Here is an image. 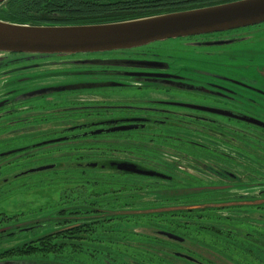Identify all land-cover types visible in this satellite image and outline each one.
<instances>
[{
	"label": "flooded vegetation",
	"instance_id": "1",
	"mask_svg": "<svg viewBox=\"0 0 264 264\" xmlns=\"http://www.w3.org/2000/svg\"><path fill=\"white\" fill-rule=\"evenodd\" d=\"M9 6V1L0 5V16L9 12ZM34 10L28 13V24L41 26H74L68 22L78 19L73 14L79 11L63 5ZM61 59H68L72 67L61 68L66 65ZM260 110L264 111V23L102 54L0 53V140L34 142L10 156L33 158L43 154L45 159L55 160L0 180V188L15 179L57 169L61 149L50 154L45 150L49 146L44 145L46 142L100 141L142 147L162 155L151 160L137 151L115 150L100 160L79 163L81 169L133 177L139 184L148 182L150 190L173 192L167 198L149 196L158 194H147L149 189L125 199H117V194L105 207L79 201L75 212L63 215L75 230L51 231L40 219L42 215L18 221L16 212L0 213V230H5L0 233V264H264V146L258 149L264 145V127L248 122L255 119L264 124ZM191 125H216L237 132L178 131L179 126ZM185 144L196 151L178 148ZM2 155L0 164H5L0 169L13 168V161L7 162L12 157ZM122 165L167 178L127 174L119 168ZM49 166L52 168L40 171ZM177 172L197 174L206 183L177 193ZM204 191L213 194H202ZM186 193L185 199H177ZM182 204L187 205L188 212H178L177 205ZM213 206L222 209L210 211ZM163 207L172 212L162 213ZM53 217L61 223V216ZM158 220L170 221L169 231L146 229V221ZM183 221L186 228L177 229V222ZM211 222H218L222 228L198 225ZM55 231L64 233L58 242L73 245L74 260L32 257L26 262L2 256ZM20 238L25 240L3 249L6 243Z\"/></svg>",
	"mask_w": 264,
	"mask_h": 264
},
{
	"label": "trees",
	"instance_id": "2",
	"mask_svg": "<svg viewBox=\"0 0 264 264\" xmlns=\"http://www.w3.org/2000/svg\"><path fill=\"white\" fill-rule=\"evenodd\" d=\"M195 1V2H193ZM233 0H129V1H117V2H100L93 0H10L9 1V12L2 14L1 19L3 21L14 22L19 24H28L30 18L28 16L29 11H33L38 8H54L61 5L65 6L66 9H79L74 16L78 17L76 20H70L68 23L74 26H86V25H100L119 22L128 19H135L139 17L152 16L161 13H173L179 11H185L189 7H206L216 4H223L231 2ZM191 3H197L193 6H190ZM36 14V10H34ZM36 25V24H32ZM178 131H190L195 133L207 134V133H236L237 131L222 128L221 126L216 125H191V126H179ZM48 148H52L54 144H48ZM56 145V144H55ZM264 145H259L258 149H262ZM170 147V146H169ZM126 149L130 151H137L140 154H143L151 160L156 159V155H162L161 152H154L149 149H144L142 147L135 148L133 146L109 143V142H96V141H61V165L57 166L58 168L50 171L55 175L56 181L58 183L64 184L66 187V192L63 194L61 201L66 200L63 204L59 202L55 204L54 209L49 213L53 216H61V223L58 224V221L54 218L53 220H48L45 224H48L47 227L51 231L61 228L75 230L76 227L73 226L72 221L68 220L66 216L71 215L76 211L77 202L88 204L91 206L92 203H100L102 207L109 206L105 205L110 198H113L118 194L117 199H125V197L134 196L135 193L139 190H147V194L157 192L158 194H149V196H157V198H167L172 197V193L169 194V190H166V193H160V190H150L151 185H148V182L139 184L133 177H124L118 176L116 174H110L103 170H92V169H81L78 164L84 162H93L100 160L102 158L108 157L113 152H124ZM199 151L203 153V150L200 148ZM53 152H59V149L50 151V154ZM216 158V157H215ZM52 159V158H51ZM55 160H53L54 162ZM52 162V163H53ZM175 178L178 181V188H175L177 193H185L188 190V186L192 187L196 184L206 183V179L197 177V174H187L184 172H177L174 174ZM192 176V177H190ZM147 181V180H146ZM149 181V180H148ZM142 186L140 189L138 187ZM89 187L96 189L95 191H89ZM78 192H83L85 190L86 194L78 195ZM159 191V192H158ZM88 192V193H87ZM191 192V191H190ZM202 194L211 195L213 192L204 191ZM198 193V194H201ZM74 194H77L76 198H73ZM184 195L176 196L178 200L185 199ZM77 201V202H76ZM94 206V204H93ZM179 213H186L187 205H177ZM222 207L213 206L210 208V211H219ZM162 213L170 214L172 212L171 208H161ZM39 214L43 213L44 209H39ZM22 215V216H21ZM27 216V215H26ZM25 217V213L17 214V220L23 221L28 219ZM63 222V223H62ZM156 223V224H155ZM161 223V226L157 225ZM185 221L177 222V229H185ZM65 224V225H63ZM26 225V224H25ZM170 221H146V229H163L168 230ZM198 225H204L210 229H221L222 226L218 222L211 223H198ZM59 226V227H58ZM168 226V227H167ZM201 229V228H199ZM64 233L55 231L49 235L41 238L40 240L20 245L16 248L2 254L5 258L8 259H19L21 261L30 260V258H48L55 260H62L65 262L74 260V254L71 251L72 244L58 242L57 238H60ZM217 236H214L213 239H217ZM46 240L45 243L41 241ZM48 241H50L48 243ZM218 244V240H216ZM31 245L44 246V249H36ZM70 247V248H69ZM157 259V255H152ZM161 260H165L161 258Z\"/></svg>",
	"mask_w": 264,
	"mask_h": 264
},
{
	"label": "water",
	"instance_id": "3",
	"mask_svg": "<svg viewBox=\"0 0 264 264\" xmlns=\"http://www.w3.org/2000/svg\"><path fill=\"white\" fill-rule=\"evenodd\" d=\"M8 1L10 0H0V5ZM263 23L264 0H240L198 10L100 25L41 26L0 20V53L48 56L102 54L141 48L170 39L226 32ZM65 90L61 89V91ZM248 122L264 127V124L255 119H250ZM54 143L59 142L50 141L44 145ZM21 151H13L2 156L7 157ZM51 168L52 166L45 167L40 171ZM119 168L127 174L167 178L157 173L137 171L133 166L122 165ZM51 218L47 216L44 221ZM4 231V229L0 230V233ZM165 235L175 241H183L178 236Z\"/></svg>",
	"mask_w": 264,
	"mask_h": 264
},
{
	"label": "rangeland",
	"instance_id": "4",
	"mask_svg": "<svg viewBox=\"0 0 264 264\" xmlns=\"http://www.w3.org/2000/svg\"><path fill=\"white\" fill-rule=\"evenodd\" d=\"M68 59H61L66 65H62L61 68H71L72 66L68 65ZM250 111V110H249ZM263 113L264 111H259ZM32 141L28 140H0V155L6 154L11 151L19 150L23 147L31 145ZM178 148L184 150L185 152L196 151L189 145H181ZM61 149V143L54 145L52 148H47L45 150H57ZM14 156V155H13ZM8 159L7 162L13 161V168L3 166L0 169V180L7 178L8 176L17 173L19 171H23L24 169L27 171L31 168H37L46 166L49 163L53 162V159H45L43 156H36L33 158H20V156L13 157ZM33 160V161H31ZM2 163L0 165H3ZM66 186L64 184L58 183L55 179V175L53 173L45 172L39 174H31L25 177H21L13 180L10 184H5L0 188V213H6L8 215L15 214L18 215L25 213V217H39L40 219H44L42 217H52V214L49 212L54 209L55 204L62 202H66V200L61 201L64 193L66 192ZM96 189L89 187V191L93 192ZM79 196L81 194H86L85 190L83 192H78ZM88 193V192H87ZM64 194V195H63ZM77 194H74L73 198H76ZM77 202V201H76ZM39 209H44L43 213L39 214ZM27 215V216H26ZM22 216V215H21ZM54 217L51 218L53 220ZM43 222V221H42ZM25 238V237H24ZM20 238L5 244L6 247L3 249H7L9 247H14L18 243H22L25 239ZM6 264H10L7 262Z\"/></svg>",
	"mask_w": 264,
	"mask_h": 264
}]
</instances>
